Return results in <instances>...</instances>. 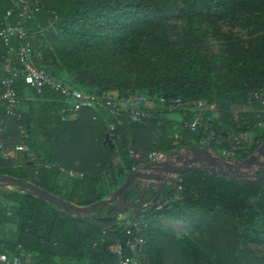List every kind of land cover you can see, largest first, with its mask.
Masks as SVG:
<instances>
[{
  "label": "trees",
  "instance_id": "1",
  "mask_svg": "<svg viewBox=\"0 0 264 264\" xmlns=\"http://www.w3.org/2000/svg\"><path fill=\"white\" fill-rule=\"evenodd\" d=\"M35 1L40 10L28 22L26 41L32 50L42 54V59H36L39 69L64 85L117 98L134 92L120 83L103 84L102 76L108 73V67L102 66L95 73L94 59L98 56L108 62L111 52L119 48L133 56L139 54L137 47L141 40L167 42L165 21L174 14L184 17L195 28L198 17L212 12L264 10V0ZM16 20L17 10L12 1L0 0V29ZM20 42L18 37H12L7 46L0 37V93L4 90L2 81L8 75V66L11 70L21 66L17 54ZM255 44L256 54L250 63L247 59L219 55L207 57L192 46L183 45L177 50L163 47L170 56L167 65L153 55L150 57L153 69L140 75L138 88L153 99L204 100L213 105V110L205 114L204 123L215 131V138L210 137L205 125L195 132L185 127L192 116V109L185 106L170 109L162 104L153 111L152 118L138 123L124 119V124H118L116 119L89 107L82 108L76 119L66 120L62 109L67 98L61 89L45 85L37 90L19 79L15 86L21 107L17 114L9 115L3 101L0 121L7 125L3 135L6 144H24L28 151H19L15 159H5L0 153V176L33 182L65 200L89 206L109 197L136 167L145 163L131 156V149L143 155L153 149L171 153L193 144L232 149L234 136L250 133L257 117L264 120V96L263 99L250 96L257 91L254 83L264 79V41ZM159 50L157 47L156 53L161 54ZM135 60L140 63L142 57ZM220 64L230 70L216 74ZM240 73L256 80L253 84L251 80L249 87H236L227 80L230 76L237 78ZM244 103L250 104L251 109L239 116H249V122L230 120L235 134L231 139L228 130L216 133L212 113L221 111L220 117H228L234 107ZM172 111H179L181 119L173 120L166 115ZM110 122L117 123L113 132L108 128ZM106 133L115 136L114 147L105 142ZM175 133L181 137L177 144ZM261 139L264 140V133ZM252 150L246 152L241 148L234 156L247 158ZM71 169L74 174H69ZM178 184L183 186L180 200L161 208L152 206L145 212L148 224L144 229V249L150 264H264V256H258L250 246L253 242L264 244V179L242 180L192 170L182 174L181 181L174 178L167 184L164 180L160 198L173 197L179 192ZM138 190L133 183L129 195L139 193ZM151 191L155 190L150 188L147 195ZM102 207L107 209L106 214L70 215L18 186H0V225L13 224L19 232L15 243L0 241V252L21 255L23 260L37 264H117L113 248L128 237L127 225L118 219V214L129 210L122 211L121 205ZM139 214L135 210L134 218ZM157 217L192 223L202 233L203 243L191 244L185 237L164 231L161 236L150 237L149 229L153 232L155 228L152 220Z\"/></svg>",
  "mask_w": 264,
  "mask_h": 264
},
{
  "label": "rangeland",
  "instance_id": "2",
  "mask_svg": "<svg viewBox=\"0 0 264 264\" xmlns=\"http://www.w3.org/2000/svg\"><path fill=\"white\" fill-rule=\"evenodd\" d=\"M29 2L33 3L36 1L29 0ZM165 23L167 27L166 35L168 41L163 43L162 40H158V42L156 43H150L141 40L139 46L137 47V52L139 54H136L135 56H133V54L128 50L119 48L114 50V52H111V59L107 62L102 56H98V50H95L94 54H97L98 56L97 59H94L96 69L95 73H97V69H100L102 66L108 67V73L102 76V79L104 80L103 84L110 85L114 83H120L123 86H128V89L130 91H133L134 93L140 92L146 94L145 92H143V90L138 88L140 75L146 69H153L154 64L150 59V57L153 55L158 56V59L164 65H167L170 60V56L163 51V47H170L174 50H177L180 49V47H182L183 45L192 46L195 49L202 51L207 57L219 55L222 57H229L238 60L247 59V62L250 63L254 59L257 50L255 41H264V10L262 9L245 11L237 14H231L226 11L212 12L208 15L198 17L195 20V24H197L195 28H191L188 24V21L184 17L176 14L168 17ZM157 47H160L159 51L161 54L156 53ZM138 56L142 57V61L140 63H137V61L135 60V58H137ZM229 70V67L220 64L218 66L216 74L228 72ZM227 80L236 87H249L251 80L253 84L256 78H249L244 75V73H240L237 78L230 76ZM253 88H257V90H260L264 93V79H260L257 83H254ZM249 105L247 103H244L240 105V107H234L232 109L233 113L228 115V117H224L227 119H225L226 122L224 123L229 125L226 127V130L231 133L230 139L233 137V135H235L233 134L234 131L231 129V125L229 123L230 120L234 123L249 122V116H244V118H240L239 116V113L241 114V112L250 111L251 106ZM161 106L162 104H159V107ZM211 106L213 105L207 103L206 113H209L211 110H213L214 106ZM216 112L214 111L211 116H216V114H218L217 118H222L220 117L221 111ZM258 118L259 117L256 118L257 120H254L248 142H245L240 138V136H237L240 140V149L242 148L247 152V150L253 148V153L250 155L254 156L252 160L248 162L243 161L250 156L243 159H237L235 156L224 153V150L220 148V146H216L214 149L203 146L207 149V154L203 155L201 162L197 163V166L205 170L220 172L237 179H258L263 171H261V169L264 166V140L261 139L264 133V120H259ZM74 119H76L74 115H69L66 118V120ZM105 124L106 126L108 125L106 121ZM125 124L128 123L126 122ZM125 127L129 129L128 125H126ZM215 130L216 133L222 132L219 126L218 129ZM170 133H172V131ZM128 136L129 138L131 137L130 134H128ZM256 136H259V139H256ZM119 142L120 141L118 136L116 141V150L119 149ZM176 150L179 156L183 157L184 155H187V151L185 148H177ZM15 156L16 155H13L12 157L15 159ZM162 166L165 167V165L161 164L151 165V170L154 172L157 168L159 169ZM71 171L74 174V171L72 169L69 172ZM159 174H172V176L177 175L168 172ZM120 198V195L116 196L113 203L119 204ZM127 208L128 207L123 209L122 207V211L128 210ZM93 213L96 215L106 214L107 209H105V207H100L89 214ZM128 217L129 211L118 214V219L120 221ZM161 221L164 223V225L166 224L165 226L169 227H160L156 224L153 225V227H155L153 232L151 228L149 229L150 237L157 234L161 236L163 234L162 231H164L169 234H177L179 235V237H185L191 244L203 243L202 233L192 223H185L175 219H168L167 221L161 219ZM156 245H158V247H156L159 248V244ZM250 246L258 256H264L263 243L257 244L253 242Z\"/></svg>",
  "mask_w": 264,
  "mask_h": 264
},
{
  "label": "built area",
  "instance_id": "3",
  "mask_svg": "<svg viewBox=\"0 0 264 264\" xmlns=\"http://www.w3.org/2000/svg\"><path fill=\"white\" fill-rule=\"evenodd\" d=\"M11 1L17 10V20L14 23L4 25L0 29V37L7 46L10 45L12 37H18L21 40L17 50L21 66L14 70H11V68L8 66V75L5 76L2 81L4 90L2 93H0V105L3 103V101H5L7 114L15 115L17 114V110L21 107V99L17 94L15 83L19 79H23L27 84L36 88L37 90H40L45 85H50L57 89H61L67 98V105L62 109V113L64 114L65 118H67L69 115L78 117V113L82 108L89 107L96 109V111H100L105 117L116 119L118 124H123L124 119H128L133 123H138L152 118L154 115L153 111L158 108L159 104H166V106L170 109L179 106H185L186 108L190 107L192 109L191 119L185 122V127L190 131L195 132L198 130V128L205 125L204 122L207 102L204 100L183 102L181 98L168 99L165 97H159L153 99L140 92H135L122 98H117L98 92H90L79 88L70 87L45 74L36 64V59H42L41 52L32 50L31 46L26 41L28 22L35 17L36 13L40 10V7L36 2L31 3L29 0ZM250 96L263 99L264 93L260 90H257L251 92ZM20 116L21 115H19V118ZM97 117V114L93 116L94 119ZM117 123H109L108 128L110 132L115 130ZM6 126L7 125L4 120L0 121V153L3 158L8 159L19 151H28V147L24 144H17L15 146L6 144V142L3 140V135L6 133ZM205 127L206 129H209L206 125ZM209 134L211 138L216 137L215 131L212 129H209ZM176 138L177 140L174 141V144H177L179 142V138L181 137L177 135ZM232 139V149H224V153L234 156L236 150L240 149V140L237 136H234ZM130 155L137 160L149 162L153 165L167 164L171 166L183 165L186 157V155H184L183 158H179L177 150L171 153H165L164 151L158 149H153L144 155L131 149ZM138 167H136V172ZM161 168L162 167L159 169L157 168L154 171L153 176L151 177L152 181L156 180L155 177L160 175L159 173H161ZM69 173L73 174L72 171ZM174 178L181 181V175H176ZM144 179L141 176H138L134 181V186L139 188V193L132 195L130 198V204L128 206L129 217L124 219L125 224L127 225L126 231L128 237L125 241L119 242L113 248V252L118 257L117 264H150L149 258L144 249L146 245L144 229L148 224L145 220V212L148 211L152 206L161 208L163 205L168 204L171 201L180 200L182 198L180 191L183 189V186L181 184L177 185L179 192L168 199L160 198V194L155 198L154 194L156 191L151 192L150 195H147V191L150 189V181H148L149 179H147V181ZM165 181L167 184L170 183V180ZM139 201H142V205H139L141 203ZM135 210L140 213L139 217L134 218L133 215ZM0 264L37 263L27 260L25 261L21 255L10 256L6 252H0Z\"/></svg>",
  "mask_w": 264,
  "mask_h": 264
},
{
  "label": "water",
  "instance_id": "4",
  "mask_svg": "<svg viewBox=\"0 0 264 264\" xmlns=\"http://www.w3.org/2000/svg\"><path fill=\"white\" fill-rule=\"evenodd\" d=\"M114 138H115L114 135H111L110 133H106L105 142H107L111 147H114L115 146V143L113 142ZM185 149L189 155L185 157L184 164L183 165H175V166L162 164V165H165V167L162 166L161 173L168 172V173H174L177 175H182V174H184L188 171H192V170H205L201 167H198L197 163L201 162L204 154H207V149L205 147L195 145V144L187 146ZM179 158H183V157L179 156ZM252 158H254L253 155L247 159H244L243 161L248 162V161L252 160ZM206 171H209V170H206ZM209 172L219 174V175H224V176L230 177V178H235V177H231L229 175H226V174H223L220 172H216V171H209ZM138 176H139L138 171L136 173L129 174L128 177L126 178V180L124 181V183L119 188H117L115 191H113L109 198H105V199L98 201V202H96L92 205H89V206L77 205L73 202H70L68 200L61 198L60 196H58L54 193H51V192L45 190L44 188L36 185L33 182L25 181L23 179H20V178L14 177V176H4V177L0 176V186H2L4 188L7 186L10 187L13 185L18 186L21 190L29 191L32 194L45 199L46 201L57 206L58 208L65 210L70 215L85 216L89 213H92L95 209H98L101 206H107L109 204L114 205V206L121 205L123 207V209L128 207L130 204L129 200L132 197V195L130 196L129 193L132 190V184L134 183L135 179ZM131 177H132V179H131ZM155 178L159 179L163 182L164 180L173 179L174 176H172V174L171 175L164 174V175H159ZM259 179H264V166H263V171L259 176ZM242 180H248V179H242ZM162 190H163V186L161 185L156 190L154 197L155 198L158 197ZM118 195L121 196L120 203L114 204L113 201H115V198Z\"/></svg>",
  "mask_w": 264,
  "mask_h": 264
},
{
  "label": "crops",
  "instance_id": "5",
  "mask_svg": "<svg viewBox=\"0 0 264 264\" xmlns=\"http://www.w3.org/2000/svg\"><path fill=\"white\" fill-rule=\"evenodd\" d=\"M211 107H213V106H211ZM158 108H159V106H158ZM166 115L169 116L173 120L174 119H176V120L181 119V116H182V114L179 111H172L170 113H167ZM217 117H218L217 114H216V116L213 115V116H211V118H212L211 120L213 122H216L217 129H218V126L221 128L222 132H219V133H225L227 131L226 127L229 126V125L224 123V122H226V120H225L226 118L222 117V118L219 119ZM75 118H77V117H75ZM172 130L173 129H170L169 132H171ZM171 134H170V136H173ZM250 134L251 133L241 134L240 138L243 139L245 142H248L249 138H250ZM177 135H178V133H175L174 141L177 140V138H176ZM188 155L189 154L187 153L186 156H188ZM151 165H153V164H151L149 162H145V163L139 165L137 171L139 172V176H141L143 179L145 178L144 180L147 181V179H149L148 180V181H150V183L148 182L149 183V187L156 191L161 186L162 181L159 180V179H156L154 181L151 180L152 179L151 177L153 176V173H154L151 170ZM134 173H136V171ZM131 179H132V177H131ZM161 219H164V220L167 221L170 218L169 217H157V218H154L152 220V222H154L153 225L156 224V225H158L160 227H169V226H165L166 224L164 225V223L162 222L163 220L161 221ZM18 234H19V232H18L17 227L15 225H13V224H5V225L2 224V225H0V241H2L4 243L5 242L15 243L17 241V239H18Z\"/></svg>",
  "mask_w": 264,
  "mask_h": 264
}]
</instances>
